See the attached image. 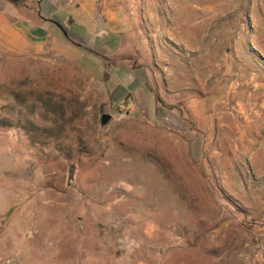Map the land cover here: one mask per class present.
Returning a JSON list of instances; mask_svg holds the SVG:
<instances>
[{
	"label": "rangeland",
	"instance_id": "obj_1",
	"mask_svg": "<svg viewBox=\"0 0 264 264\" xmlns=\"http://www.w3.org/2000/svg\"><path fill=\"white\" fill-rule=\"evenodd\" d=\"M127 1L119 60L0 50V264H264V121L246 152L222 108L201 135L168 104L264 76V0ZM151 50L209 71L164 92Z\"/></svg>",
	"mask_w": 264,
	"mask_h": 264
},
{
	"label": "crops",
	"instance_id": "obj_2",
	"mask_svg": "<svg viewBox=\"0 0 264 264\" xmlns=\"http://www.w3.org/2000/svg\"><path fill=\"white\" fill-rule=\"evenodd\" d=\"M36 1V6L16 7L9 2L0 8V50L7 54L25 56H41L48 52L69 61L86 56L95 62L93 56L98 54L105 59L119 60L123 42L129 38L137 40L141 37L139 32L141 25L137 22L127 0ZM213 47L207 45L205 49L212 51ZM162 48L164 47L160 45L161 50ZM193 51L197 54L196 50ZM175 55L176 58L172 59L171 53L162 55L158 51H152V58L158 59V63L155 61L153 66L146 67L153 77L150 86L154 84L157 89L163 86L164 92L189 91L188 89H194L196 81H199L201 69L206 68V71H209L210 55H204L202 66L198 55L192 54L190 58H188L190 54ZM140 67L143 68L141 64L134 66L133 71ZM130 71L131 68L128 71L129 75ZM172 73L176 79H171ZM157 74L161 82L157 81ZM263 77L257 69H251L245 78L239 80L226 78L225 91L217 88L214 94L208 91L202 97H184L180 101L168 104L171 110L178 112L177 119L186 125L184 128L188 130L191 127L194 133L198 132L201 135L210 131L214 121H219L217 115L222 108L236 122L238 135L233 148L247 152L256 141L254 133H257L259 123L264 121V98L259 97L264 93ZM208 78L206 77L205 81ZM137 85L140 84L137 83L132 89ZM216 85H220L219 79H216ZM244 85L248 86L243 94L245 101L239 97ZM233 100L235 101L232 102ZM206 140L204 137L201 138L200 144L195 140V148L205 147ZM249 156L252 157L254 154ZM37 263L42 262H35Z\"/></svg>",
	"mask_w": 264,
	"mask_h": 264
},
{
	"label": "trees",
	"instance_id": "obj_3",
	"mask_svg": "<svg viewBox=\"0 0 264 264\" xmlns=\"http://www.w3.org/2000/svg\"><path fill=\"white\" fill-rule=\"evenodd\" d=\"M11 4H13L16 7L26 6L28 5L30 0H8Z\"/></svg>",
	"mask_w": 264,
	"mask_h": 264
},
{
	"label": "water",
	"instance_id": "obj_4",
	"mask_svg": "<svg viewBox=\"0 0 264 264\" xmlns=\"http://www.w3.org/2000/svg\"><path fill=\"white\" fill-rule=\"evenodd\" d=\"M111 115L108 113H102L101 118H100V124L104 125L108 122V120L110 119Z\"/></svg>",
	"mask_w": 264,
	"mask_h": 264
}]
</instances>
